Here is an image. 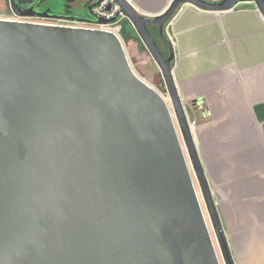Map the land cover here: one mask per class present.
Masks as SVG:
<instances>
[{
    "label": "water",
    "instance_id": "obj_1",
    "mask_svg": "<svg viewBox=\"0 0 264 264\" xmlns=\"http://www.w3.org/2000/svg\"><path fill=\"white\" fill-rule=\"evenodd\" d=\"M33 1L10 0L13 14L31 15L21 5ZM101 1L73 8L92 18L65 17L113 22L94 17ZM117 1L163 74L222 258L171 106L120 38L0 17V264H235L166 26L185 3L225 11L249 0H174L155 17ZM253 1L264 14V0Z\"/></svg>",
    "mask_w": 264,
    "mask_h": 264
},
{
    "label": "crops",
    "instance_id": "obj_2",
    "mask_svg": "<svg viewBox=\"0 0 264 264\" xmlns=\"http://www.w3.org/2000/svg\"><path fill=\"white\" fill-rule=\"evenodd\" d=\"M128 1L155 17L174 0ZM172 19L174 78L197 121L195 143L235 264H264V14L253 0L225 11L185 3ZM125 31L145 46L129 19Z\"/></svg>",
    "mask_w": 264,
    "mask_h": 264
},
{
    "label": "rangeland",
    "instance_id": "obj_3",
    "mask_svg": "<svg viewBox=\"0 0 264 264\" xmlns=\"http://www.w3.org/2000/svg\"><path fill=\"white\" fill-rule=\"evenodd\" d=\"M50 1H51L50 3L54 7V11L56 13H65V11H66L65 0H50ZM85 1H90V0H85ZM75 14L78 16H86L87 11H86V9H78ZM9 16H13V11L11 8L10 0H0V17H9ZM127 29H129V27H127ZM122 34L126 38V36H127L126 31L122 32ZM160 40H161V37H160ZM125 48H126V52H127L128 57H129V60L131 62V65L135 69V71L141 76V78L144 81H146L147 83L152 85L156 89V91L159 92L163 98H165V100L168 102L169 106H171L170 108H171L173 115H174L173 117L175 119L177 129L179 131L181 143L185 147V151H186L185 153H186V155L189 159V163L193 169L192 161L190 159L188 149L186 147L180 126L178 124L177 117H176L174 108L172 106L171 98L168 94L166 83H165L163 74L160 70V67L158 66V64L155 61V59L153 58V56L151 55L150 51L145 46H141V45L133 46L132 43H130V42H128V40H126ZM193 173L195 176V183L197 184L198 189H199L200 186H199L197 177L195 175L194 169H193ZM199 191H200V189H199ZM203 203H204V207H205V210L207 213L208 211H207V207H206L204 200H203ZM207 216L209 217V222L212 226V231H213L212 233L214 235L215 241L217 242V248H218L219 254L221 256L220 247H219V244H218L215 232H214V228H213L209 213H207ZM221 258H222V256H221Z\"/></svg>",
    "mask_w": 264,
    "mask_h": 264
},
{
    "label": "built area",
    "instance_id": "obj_4",
    "mask_svg": "<svg viewBox=\"0 0 264 264\" xmlns=\"http://www.w3.org/2000/svg\"><path fill=\"white\" fill-rule=\"evenodd\" d=\"M93 14L94 17L97 19H105V20H112L115 19L113 22H96V21H84L80 19H70V18H64V19H57L52 21H45V20H32L27 19L25 17H18L14 16L11 18L22 20V21H29L44 25H53V26H60V27H69V28H77V29H92V30H103V31H110L116 34L122 43L125 46L126 40L122 34L123 30V24L126 19H128L125 12L122 10L121 5L118 3L117 0H102L99 4H97L93 8ZM166 34L174 47L175 55H176V49L178 45V38L177 34L173 27V19H171L167 26H166ZM188 114V113H187ZM189 122L192 128L195 127L197 124L196 120H191L189 115Z\"/></svg>",
    "mask_w": 264,
    "mask_h": 264
},
{
    "label": "flooded vegetation",
    "instance_id": "obj_5",
    "mask_svg": "<svg viewBox=\"0 0 264 264\" xmlns=\"http://www.w3.org/2000/svg\"><path fill=\"white\" fill-rule=\"evenodd\" d=\"M50 2H51L50 0H34L32 3L21 5V9L27 10L29 13H32L29 16H23V17L32 20H45V21L64 19L66 18L65 16L76 15L75 13L78 9H73L74 7H77L79 5H85L87 3L91 4L94 2V0H90V1L65 0L66 2L65 13H56L54 11L53 5ZM86 11H87L86 16H90L87 9Z\"/></svg>",
    "mask_w": 264,
    "mask_h": 264
},
{
    "label": "bare ground",
    "instance_id": "obj_6",
    "mask_svg": "<svg viewBox=\"0 0 264 264\" xmlns=\"http://www.w3.org/2000/svg\"><path fill=\"white\" fill-rule=\"evenodd\" d=\"M133 68V67H132ZM134 69V68H133ZM134 71H135V69H134ZM135 73L141 78V76L135 71ZM142 79V78H141ZM146 82V81H145ZM149 84V83H148ZM150 85V84H149ZM150 86H152V85H150ZM153 87V86H152ZM154 88V87H153ZM155 89V88H154ZM156 90V89H155ZM164 100H165V98H164ZM166 101V100H165ZM167 102V101H166ZM167 104H168V102H167ZM169 105V104H168ZM182 146H183V150H184V153L186 152L185 151V147H184V145L182 144ZM185 157L187 158V161H188V165H189V168H190V170H191V174H192V178H193V184H194V187H195V190H196V193H197V197H198V200H199V203H200V207H201V210H202V213H203V216H204V218H205V220H206V223H207V227H208V230L210 231V233H211V237H212V240H213V243H214V245H215V247H216V249H217V251H218V248H217V242L215 241V238H214V235H213V231H212V226H211V224H210V222H209V217L207 216V213H206V210H205V207H204V203H203V200H204V198H203V195H202V192H201V189H200V191H199V189H198V186H197V184L195 183V176H194V173H193V169H192V167H191V165H190V163H189V159H188V157H187V155H186V153H185ZM201 192V193H200ZM203 198V199H202ZM219 252V251H218ZM219 256H220V254H219ZM221 263L223 264V260L221 259Z\"/></svg>",
    "mask_w": 264,
    "mask_h": 264
},
{
    "label": "trees",
    "instance_id": "obj_7",
    "mask_svg": "<svg viewBox=\"0 0 264 264\" xmlns=\"http://www.w3.org/2000/svg\"><path fill=\"white\" fill-rule=\"evenodd\" d=\"M150 28H151V31H152V33H153V35L157 38V39H160V34H159V29H158V27H154V26H150ZM122 32H123V30H122ZM125 38V37H124ZM131 39V37H127L126 36V38H125V40H130ZM166 52H168V50L166 49V48H163Z\"/></svg>",
    "mask_w": 264,
    "mask_h": 264
}]
</instances>
